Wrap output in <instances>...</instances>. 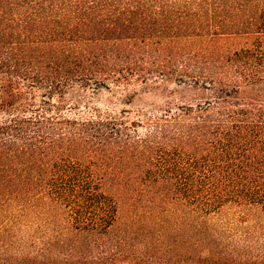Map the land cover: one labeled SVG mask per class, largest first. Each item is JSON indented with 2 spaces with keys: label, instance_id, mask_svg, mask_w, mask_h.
Segmentation results:
<instances>
[{
  "label": "trees",
  "instance_id": "1",
  "mask_svg": "<svg viewBox=\"0 0 264 264\" xmlns=\"http://www.w3.org/2000/svg\"><path fill=\"white\" fill-rule=\"evenodd\" d=\"M0 264H264V0H0Z\"/></svg>",
  "mask_w": 264,
  "mask_h": 264
},
{
  "label": "rangeland",
  "instance_id": "2",
  "mask_svg": "<svg viewBox=\"0 0 264 264\" xmlns=\"http://www.w3.org/2000/svg\"><path fill=\"white\" fill-rule=\"evenodd\" d=\"M173 85V84H168ZM174 87V86H173ZM141 85H131L128 87H112L111 90L105 89L99 93L94 94V101L97 105L101 108L109 107L111 110L119 111L124 107L130 109H136L138 107H148V103L160 101L162 98L153 94V93H137L136 97L134 98V102L130 105H125L123 103V99L125 98L126 94L132 93L134 90L141 91Z\"/></svg>",
  "mask_w": 264,
  "mask_h": 264
}]
</instances>
